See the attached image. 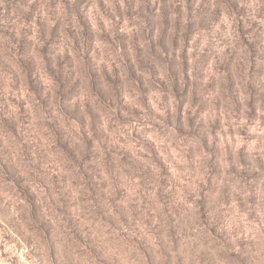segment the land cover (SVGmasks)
Here are the masks:
<instances>
[{"label": "rangeland", "instance_id": "rangeland-1", "mask_svg": "<svg viewBox=\"0 0 264 264\" xmlns=\"http://www.w3.org/2000/svg\"><path fill=\"white\" fill-rule=\"evenodd\" d=\"M0 264H264V0H0Z\"/></svg>", "mask_w": 264, "mask_h": 264}, {"label": "clouds", "instance_id": "clouds-1", "mask_svg": "<svg viewBox=\"0 0 264 264\" xmlns=\"http://www.w3.org/2000/svg\"><path fill=\"white\" fill-rule=\"evenodd\" d=\"M241 19H244L243 17H241ZM245 23H247L246 21H245Z\"/></svg>", "mask_w": 264, "mask_h": 264}]
</instances>
